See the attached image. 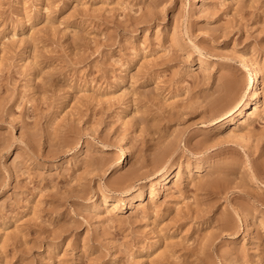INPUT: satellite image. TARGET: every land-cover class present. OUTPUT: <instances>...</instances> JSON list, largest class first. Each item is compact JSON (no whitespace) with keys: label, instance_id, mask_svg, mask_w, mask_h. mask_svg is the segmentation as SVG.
Returning a JSON list of instances; mask_svg holds the SVG:
<instances>
[{"label":"rangeland","instance_id":"374dc122","mask_svg":"<svg viewBox=\"0 0 264 264\" xmlns=\"http://www.w3.org/2000/svg\"><path fill=\"white\" fill-rule=\"evenodd\" d=\"M0 264H264V0H0Z\"/></svg>","mask_w":264,"mask_h":264},{"label":"bare ground","instance_id":"6f19581e","mask_svg":"<svg viewBox=\"0 0 264 264\" xmlns=\"http://www.w3.org/2000/svg\"><path fill=\"white\" fill-rule=\"evenodd\" d=\"M241 61H242V66L244 68V71L247 73V76H248L246 81L243 83V85L246 89V93H249V97L246 98L244 96L241 99L237 100L229 108V110L222 116V118H221L222 120L223 119L224 120L229 119L230 125L233 124V122L235 120L234 116L237 112H238V115H241L244 111L252 109L253 107L257 108L258 101H259V98L261 96V89H260V77H261V75L257 71L255 63L246 55H243L241 57ZM119 159H121V161L117 163V166L123 165L127 159V153H126L125 149L122 151V155ZM163 171H164V169H163ZM169 172L170 171L168 169L162 174L163 176H162L161 181H163L167 178V174ZM163 188H164V185H161L157 192L161 191ZM106 204H107V200H105V202H104V205H106ZM132 206H134L133 201L130 202L128 209L132 208ZM114 211H116V210H114Z\"/></svg>","mask_w":264,"mask_h":264}]
</instances>
